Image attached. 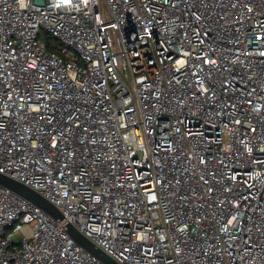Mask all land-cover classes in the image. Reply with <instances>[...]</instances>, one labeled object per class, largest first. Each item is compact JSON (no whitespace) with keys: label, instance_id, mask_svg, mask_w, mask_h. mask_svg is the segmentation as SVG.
Returning <instances> with one entry per match:
<instances>
[{"label":"built area","instance_id":"obj_1","mask_svg":"<svg viewBox=\"0 0 264 264\" xmlns=\"http://www.w3.org/2000/svg\"><path fill=\"white\" fill-rule=\"evenodd\" d=\"M0 264H264V0H0Z\"/></svg>","mask_w":264,"mask_h":264},{"label":"water","instance_id":"obj_2","mask_svg":"<svg viewBox=\"0 0 264 264\" xmlns=\"http://www.w3.org/2000/svg\"><path fill=\"white\" fill-rule=\"evenodd\" d=\"M0 184L9 187L15 192L21 194L32 203L38 205L39 207L56 217L58 220L62 221L64 219L63 214L53 203H51L49 200H47L45 197H43L41 194H39L29 186L18 182L2 173H0ZM66 229L80 245L92 252L106 264H119L111 256L106 254L102 249H100L97 245L92 243L87 237L80 233L73 225H66Z\"/></svg>","mask_w":264,"mask_h":264}]
</instances>
